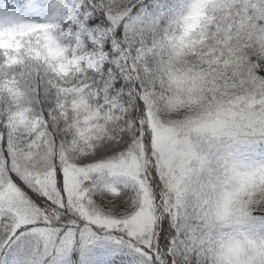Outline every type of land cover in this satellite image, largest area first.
Here are the masks:
<instances>
[{"label": "snow or ice", "instance_id": "6c2138e0", "mask_svg": "<svg viewBox=\"0 0 264 264\" xmlns=\"http://www.w3.org/2000/svg\"><path fill=\"white\" fill-rule=\"evenodd\" d=\"M0 264H264V0H0Z\"/></svg>", "mask_w": 264, "mask_h": 264}]
</instances>
